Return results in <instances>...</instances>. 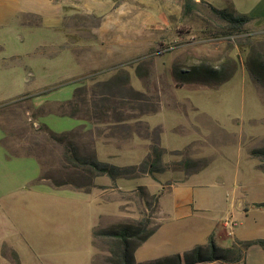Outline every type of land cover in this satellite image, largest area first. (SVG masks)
<instances>
[{
    "label": "rangeland",
    "instance_id": "374dc122",
    "mask_svg": "<svg viewBox=\"0 0 264 264\" xmlns=\"http://www.w3.org/2000/svg\"><path fill=\"white\" fill-rule=\"evenodd\" d=\"M55 1L68 15L62 34L46 27L63 26L54 9H43L41 28L0 14V149L41 167L32 181L8 160L0 164V264H112L109 237L96 235L92 249V208L78 207L76 215L58 193L98 187L104 176L95 179L73 159L99 160L102 145L116 154L132 139L149 156L163 149L162 185L206 168L181 189L164 193L151 182L164 222L139 251L142 262L184 252L168 243L180 221L213 227L220 248L233 245L245 222L261 224L259 213L247 220L245 210L264 202V158L252 155L264 148V0H195L187 10L188 0ZM211 6L252 20L236 32ZM162 137L179 150L164 149ZM137 191L115 194L124 216L103 217L96 232L143 220ZM225 222L239 224L234 235ZM243 251L239 244L220 263L238 264Z\"/></svg>",
    "mask_w": 264,
    "mask_h": 264
},
{
    "label": "crops",
    "instance_id": "0c3cea01",
    "mask_svg": "<svg viewBox=\"0 0 264 264\" xmlns=\"http://www.w3.org/2000/svg\"><path fill=\"white\" fill-rule=\"evenodd\" d=\"M34 2L37 4L33 5ZM43 9H46L47 14L50 13V10L54 9L56 11V14L58 15L57 16L58 19H56L57 23L63 22L62 27H59L58 26L59 24L58 25L51 24L48 22L46 25L48 29L54 30L55 32L59 34H62V32H60V29L64 28V31L67 32L66 31V24H67L66 20H68V15H67V12L65 11L64 4H62L59 1H55V0H0V14L8 13V16L18 20L21 26L26 27V28H32V27L41 28V25H42L41 16L44 17ZM31 17H38L40 19V25L33 26L31 23H28ZM255 17L257 16H254V18ZM63 38L64 40L66 39V37L64 36ZM152 117H150L149 120L151 121L150 123H152L153 125L154 123H153ZM69 125L70 127L73 126L70 123ZM49 126L55 131L63 130L61 128L62 122H50ZM170 131H173L174 133H176L173 128L170 129ZM165 132L166 131H164V133ZM161 145L167 151L172 150L170 149V147H167L164 144L163 137L161 140ZM122 148L123 149L119 150L115 154L114 149L112 147H108L107 145H102V149L98 151L99 160L103 163H107V164H111V165H115L119 167H127V166L138 165L144 160H146V158H148L149 156V149L144 148L143 145H141V143L139 142V140L132 139L125 145L123 144ZM175 150L178 151L179 149L178 148L173 149L172 151H175ZM7 160H8V168L12 169V167H14L15 168L14 170H17L20 172L25 171L26 178H29L32 181H36L40 178L41 167H40L39 162L36 160V158L21 157V156L16 157V156H10L9 154L7 157L4 150L0 149V164L2 167H4L7 164ZM203 170L185 176V179H183L179 183H171L169 185H162L163 177H165V173H167V171L162 174L156 175L155 178L145 175L137 179H129L128 181L134 180L136 182L134 186H130V187H126L122 184V181L125 179H118L117 181L113 182L112 179L108 180L107 178L108 176H104L102 178L104 179L102 180L103 183H99L97 179L96 184L98 187L92 188L89 191L69 189L67 191L59 192L58 194L63 195V198L66 200V204H71L76 209V215L78 214V207L87 208L88 210L92 208V215L95 220V222L91 226V229L93 230L92 249L94 250V231L98 227L100 220L103 217H117V218L119 217L120 219H122L124 216L125 211L122 208V206L124 205V199L115 198L114 197L115 194L120 193V192L132 194L136 189H138V187L142 186L147 189L150 195H155L157 193L152 191L151 186H150L151 182L153 181H157L162 185L163 187L162 192L164 193L169 192L172 189L174 190L181 189L185 181H187L191 176L202 172ZM157 177H160L159 181L157 180ZM103 188H106V189H103ZM259 203H264V202L262 201L252 202L250 204L249 209L245 210V215L247 217L246 219L248 220V217L250 216L251 211H254L255 213H259L257 216L258 218H260V221L262 223L257 225V224H252L250 222H245L244 224H242L241 230H238L239 231L238 236L236 237L237 240H235L233 245L236 244L237 242H247V241H254L258 239H264V208H258L255 206V204H259ZM107 207H109L108 211H107ZM162 213H163V207L161 204V194H160L159 213H158L159 227L153 235H155L157 232H159V230L163 228L164 214ZM223 226L225 229L229 228L230 231L227 233L229 236V235H234L233 231L239 226V224L237 222H234L231 225L230 223L225 222ZM227 231L224 230L223 232H220L219 234L222 237H224L223 235ZM169 233L170 234L168 237V243H170L172 248H184L182 249L184 251L183 253H178L179 251H173L171 253H176V254H181V255L195 248L196 246L207 245L212 237L215 241V237H216L215 231L213 227L211 226H207L201 229H199L198 227L192 229L183 221H180L177 224L172 225L169 230ZM188 242H192L191 244L193 245H188ZM145 243L146 241L135 251L134 256H135V260L137 263H144L142 262L144 259H140L139 257V253H140L139 251L142 249ZM176 254L162 256V257L173 256ZM243 254H244L243 259L238 264H264V249L258 245H253L249 247L247 250L243 251ZM148 261H152V260H148ZM148 261H145V262H148ZM200 264H221V263L214 262V263H200Z\"/></svg>",
    "mask_w": 264,
    "mask_h": 264
},
{
    "label": "trees",
    "instance_id": "16d2710c",
    "mask_svg": "<svg viewBox=\"0 0 264 264\" xmlns=\"http://www.w3.org/2000/svg\"><path fill=\"white\" fill-rule=\"evenodd\" d=\"M195 3V0H188L186 10L190 9V3ZM215 15L221 20L230 24L232 29L239 32L242 27L248 24L252 18L244 14H236L227 9H218L211 6ZM163 149L155 146L150 152V156L139 166L119 167L99 161L95 156L86 159L76 157L73 159L77 168L91 174L95 179L101 176H109L112 180L124 178H136L140 175H148L155 178L156 175L164 173L166 165L163 162ZM252 155L264 158V148L254 150ZM72 161V159H71ZM72 161V162H73ZM185 166L190 167V160L185 162ZM193 174V173H191ZM145 200V209L143 211V220L137 223L120 224L100 232L94 231L96 235H104L111 239L112 249L110 250L112 264H200L214 263L226 260L237 246L243 245L244 250H247L253 245H258L264 249V239H258L247 242H237L230 248H220L216 245L213 237L207 245H199L185 252L184 254H176L168 257H161L152 261L137 263L135 260V251L147 241L158 229V213L160 194L150 195L145 187L137 189ZM137 191V192H138ZM258 208H264V203L255 204Z\"/></svg>",
    "mask_w": 264,
    "mask_h": 264
}]
</instances>
